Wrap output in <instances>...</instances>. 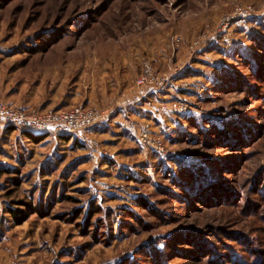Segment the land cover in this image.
I'll use <instances>...</instances> for the list:
<instances>
[{
    "label": "rangeland",
    "instance_id": "obj_1",
    "mask_svg": "<svg viewBox=\"0 0 264 264\" xmlns=\"http://www.w3.org/2000/svg\"><path fill=\"white\" fill-rule=\"evenodd\" d=\"M0 101L105 115L93 146L0 125V264H264V0H0Z\"/></svg>",
    "mask_w": 264,
    "mask_h": 264
},
{
    "label": "built area",
    "instance_id": "obj_2",
    "mask_svg": "<svg viewBox=\"0 0 264 264\" xmlns=\"http://www.w3.org/2000/svg\"><path fill=\"white\" fill-rule=\"evenodd\" d=\"M149 80H152V74L149 70H145L138 80V87H149L154 84V82ZM157 83L158 81L155 85ZM169 105L160 104V110L171 111L176 114H184L186 111V108L177 102L169 103ZM104 116L102 112L84 109L82 106L75 107L71 111L62 114L49 112L40 115L13 108L7 103L0 101V125L5 127L11 126L17 130H27L33 134L70 136V138H76L80 143L88 146H93L95 141L89 135L85 134L84 131L100 125L104 120ZM137 141L155 152H164L160 140L151 135L149 125H145L140 129L137 135Z\"/></svg>",
    "mask_w": 264,
    "mask_h": 264
},
{
    "label": "trees",
    "instance_id": "obj_3",
    "mask_svg": "<svg viewBox=\"0 0 264 264\" xmlns=\"http://www.w3.org/2000/svg\"><path fill=\"white\" fill-rule=\"evenodd\" d=\"M252 68H253L252 71L257 76V73H256L257 70H258L257 69V66L254 65ZM235 126L237 127V124ZM7 128H9V129H16V128L11 127V126H9ZM238 129H239V131L241 130L240 127ZM19 131L21 133H23L24 135H26L27 138L31 139L35 143L39 142L42 138L50 135V134H38V135H34L32 132H29L27 130H19ZM242 131H243V129H242ZM250 132H252V131H250ZM250 135H251V133L250 134H247L246 137L249 138L248 136H250ZM216 136L220 137V140L223 141V142H225V143H230L232 141H234V143H236L237 140H238V138L240 137V134H238V133L237 134H232L229 131H226V130H223L222 131V129L219 128V130L216 132ZM59 137L60 138H63V139H69L70 138V136H59ZM74 144L76 145V142H74ZM188 168H190V167H188ZM203 175L205 177L202 176V175L195 174L193 172V170L191 169L188 172V178H189L190 182H186V184H184L183 189H185L187 192H189V194H191V196L193 195L194 197H196L197 194H201L200 192H202L203 190H207V191L211 192V190H212L211 188L213 187V185H214L215 182L213 180L211 181V178H210L211 175L210 176H206V174H203ZM200 197H201V195H200ZM9 213L13 217V220H14L15 223L20 224L25 219V216H23L21 214V212H19V211L9 209ZM236 264H240V263L239 262H236Z\"/></svg>",
    "mask_w": 264,
    "mask_h": 264
},
{
    "label": "crops",
    "instance_id": "obj_4",
    "mask_svg": "<svg viewBox=\"0 0 264 264\" xmlns=\"http://www.w3.org/2000/svg\"><path fill=\"white\" fill-rule=\"evenodd\" d=\"M12 104L16 107V105H19V104H14L13 102H12ZM4 128H5V126H4ZM7 128V127H6Z\"/></svg>",
    "mask_w": 264,
    "mask_h": 264
}]
</instances>
